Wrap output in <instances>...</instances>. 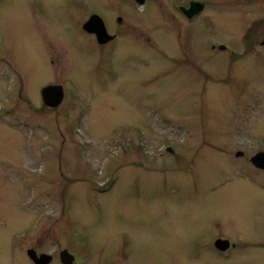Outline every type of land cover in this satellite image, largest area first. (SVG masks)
Listing matches in <instances>:
<instances>
[{
	"label": "rangeland",
	"instance_id": "1",
	"mask_svg": "<svg viewBox=\"0 0 264 264\" xmlns=\"http://www.w3.org/2000/svg\"><path fill=\"white\" fill-rule=\"evenodd\" d=\"M173 1L141 24L127 0H0V264H264V10L199 0L188 24ZM100 5L113 56L82 29Z\"/></svg>",
	"mask_w": 264,
	"mask_h": 264
},
{
	"label": "flooded vegetation",
	"instance_id": "2",
	"mask_svg": "<svg viewBox=\"0 0 264 264\" xmlns=\"http://www.w3.org/2000/svg\"><path fill=\"white\" fill-rule=\"evenodd\" d=\"M127 1H132L131 3H132V5L133 6H131V7H133V8H136V5L135 4H137L138 6H140V7H142V10L141 11H139L137 8V11H138V13L140 14L139 15V17L136 19L135 18V16L134 15H130V10L128 11V8H129V6H128V8H127V10H126V14L128 15V16H130V17H133V18H135L136 19V21L138 22H140L141 24H145L146 23V21H147V16H146V8H147V4L149 3V0H146L142 5H140V4H138L136 1H134V0H127ZM182 1H184V0H174L173 1V7L174 8H176L177 9V12L179 13V15L181 16V18H183V19H185V21L188 23V24H190V23H193V22H195L196 20H197V18L198 17H200L201 16V14L204 12V9H205V4H203V3H201L199 0H185L184 2H182ZM220 1H227V0H220ZM229 2L228 3H224V2H221L220 3V5L221 4H223V5H228V6H233V4H234V6H237V7H240L239 8V10H237V11H243V7H247V11L248 10H250L251 8L249 7L248 8V4H247V2L245 1V3H242V0H228ZM258 2L260 1L261 3H255V7H256V9L257 10H259V8H257V7H261V10L263 11L264 10V0H257ZM192 2H200L202 5H203V9H202V11L199 13V14H197V15H195V16H193L192 18H188L184 13H183V11H182V8H184V9H188L189 8V6H190V3H192ZM230 3V4H229ZM112 5V4H111ZM109 6L110 5H107V9H109ZM218 7H219V4H218ZM98 8L99 7H91V13L89 14V17H88V19H87V21L90 19V17H92V16H94V15H96V16H98L99 18H100V20L102 21V24H103V27H104V30H105V41L104 42H99L98 40H97V38H96V36L94 35V34H90V33H87L86 31H84L86 34H88L89 36H91L92 38H93V40L95 41V43H96V45H97V47L99 46L100 48H103V47H105V55H108V56H113V55H115V46H117V47H119L120 46V43L121 42H118L119 41V34H120V30H121V28L123 27L122 26V22H123V16H121V15H119V16H117L116 18H112V17H110L109 15H105L106 14V11L104 10V8H103V6L102 5H100V8H101V11L103 12V14H104V16L103 15H101V14H99V10H98ZM118 8L119 9H117V8H114L115 10H118V11H121V8H122V6L120 5V4H118ZM241 11V12H242ZM244 15H246L245 14V12H244ZM108 17L109 19H110V21H111V23H110V25L108 26L107 25V22L105 21V19H104V17ZM207 17V16H206ZM240 17H243V15L241 14L240 15ZM258 20H260V19H258ZM258 20H256V21H258ZM86 21V22H87ZM85 22V23H86ZM84 23V24H85ZM82 29H83V25H82ZM260 30V29H259ZM257 31V32H255V33H253L252 35H251V38L248 40V41H245L244 43H247V42H249L250 44H249V47H250V49H247L246 47H243L244 49H245V52H248V51H251V49L253 48L252 46H253V44H254V42H253V40H254V38H256V37H258L257 35H260V34H264V30H261V31ZM130 34H132L133 32H129ZM119 44V45H118ZM261 44H263V42H261ZM245 46H246V44H245ZM225 47L226 46H219V49L220 50H225ZM214 48V47H213ZM12 68V67H11ZM13 69V68H12ZM13 71H14V73H15V75H16V78H17V80H20V83H22V78L20 77V74H18V72L16 71V69H13ZM24 82V81H23ZM58 83H55V84H51V83H48V84H45L44 86H42L41 88H40V98H42V96H41V91H42V89L43 88H45V87H47V86H59V84L57 85ZM64 91V90H63ZM21 97V95H19L18 94V98H20ZM63 98H64V92H63ZM238 154H241V153H237L236 154V157H237V155ZM242 155V154H241ZM240 155V156H241ZM239 156V157H240ZM140 164H142V162H140ZM220 240H223V241H226V239L225 238H220ZM18 241H20V240H12V242H14V243H12L11 241H10V243H11V246L13 247H15V250H17V248H18V245H17V242ZM229 244H228V247L224 250V251H219L220 252V254L223 256V258H225V259H227V258H229L230 257V254H228V252H229ZM30 251H33V252H35L33 249H27L26 250V252H25V257L27 256V258L32 262V264H35L33 261H32V259L30 258ZM16 252V251H15ZM61 252V251H60ZM59 252V253H60ZM36 253V252H35ZM42 254H46V253H39V254H36V255H42ZM15 255H17L16 253H15ZM49 255V254H48ZM51 256V255H50ZM52 257V256H51ZM29 261V262H30ZM30 262V263H31ZM52 262H53V258H52V260H51V262L49 263V264H52ZM75 262V264H76V261H74ZM74 264V263H73Z\"/></svg>",
	"mask_w": 264,
	"mask_h": 264
},
{
	"label": "water",
	"instance_id": "3",
	"mask_svg": "<svg viewBox=\"0 0 264 264\" xmlns=\"http://www.w3.org/2000/svg\"><path fill=\"white\" fill-rule=\"evenodd\" d=\"M138 4L142 5L146 0H134ZM203 9V5L200 3H190L188 9L182 8L183 13L190 19L193 16L200 13ZM83 30L87 33L94 34L99 42L105 41V30L100 18L96 15L90 17V19L83 25ZM42 102L45 106L56 108L63 100V91L60 86H47L41 91ZM238 154L237 156H240ZM251 164L264 171V153H257L250 159ZM214 247L219 251H224L228 247V242L223 240H216ZM30 258L35 264H49L52 260L51 256L42 254L37 256L35 252L30 251ZM59 260L61 264H72L74 257L68 253L67 250H63L59 254Z\"/></svg>",
	"mask_w": 264,
	"mask_h": 264
}]
</instances>
